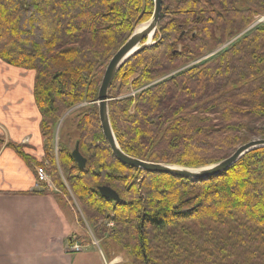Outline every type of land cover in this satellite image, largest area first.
Segmentation results:
<instances>
[{"label":"trees","instance_id":"16d2710c","mask_svg":"<svg viewBox=\"0 0 264 264\" xmlns=\"http://www.w3.org/2000/svg\"><path fill=\"white\" fill-rule=\"evenodd\" d=\"M152 11L153 0H0V62L33 72L42 157L24 144L5 146L31 170L43 168L57 189L64 173L106 251L103 239L126 256L120 264H264V148L205 179L146 172L114 157L92 103L70 116L85 167L67 147L54 149L64 111L97 100L108 59ZM262 14L264 0H161L154 43L127 60L108 89L114 98L143 86L132 109L131 98L108 102L121 150L199 167L264 138V25L192 63ZM104 184L120 200L102 197Z\"/></svg>","mask_w":264,"mask_h":264},{"label":"crops","instance_id":"0c3cea01","mask_svg":"<svg viewBox=\"0 0 264 264\" xmlns=\"http://www.w3.org/2000/svg\"><path fill=\"white\" fill-rule=\"evenodd\" d=\"M8 71L15 70L0 62V138L4 141L0 143V202L6 197L37 200L35 197L40 194L30 193L35 186L33 170L5 146L7 141L25 144L31 148L29 149L31 155L34 153L35 157L41 156L39 114L32 97V78L30 81L25 80L21 72L19 76L13 78L14 73ZM22 81H25L27 86L21 85ZM35 226L31 223L29 229H34ZM68 235L50 236L47 239L49 244L42 247L43 253H38L37 247L30 249V245L25 246V251L6 253L1 247L0 236V264H120L123 262L119 254L111 253L107 259L101 249L99 251L88 241L81 252H69L66 249Z\"/></svg>","mask_w":264,"mask_h":264},{"label":"rangeland","instance_id":"374dc122","mask_svg":"<svg viewBox=\"0 0 264 264\" xmlns=\"http://www.w3.org/2000/svg\"><path fill=\"white\" fill-rule=\"evenodd\" d=\"M263 15L264 14L258 15L251 24L257 22L258 24L264 25V21H262V18H260ZM259 18L262 22H259ZM247 31L248 28L237 33L235 36H233L229 40L224 41L217 47L205 51L194 61H192V63H200L208 60L213 55H216L224 49L228 48L230 44H232ZM188 65L189 64L184 65L183 67L186 68ZM9 68L15 70L8 71L9 73H14L12 74L13 78H16L21 73H23L24 76L22 77H25V80L28 79L30 81V79L32 78L33 72L23 71L13 67ZM10 82L13 83L12 81ZM20 83L23 86H27V83L25 81H22ZM126 89L127 90L124 93H121L117 97L110 99L121 101L123 99L131 98L133 99V103L131 104L132 109L136 94L143 89V86L137 89L129 86ZM92 103L93 102L82 101L64 111L63 115L57 121L54 128L53 146L55 150L59 148L58 145H63L70 151L73 149L75 130L74 126L70 122V116L74 112L81 111L82 109L91 106ZM29 149H26L25 152L31 155ZM32 156H35V154L32 153ZM59 171L61 172L60 175L65 183L62 182L63 189H58L59 191L55 189L56 193L54 196L51 195L52 197H43L42 195H38L35 197L37 198V200H20L14 197H6L4 201L2 200L0 202V236L2 237L1 247L4 252L15 253L19 251H25V246L30 245V249H34L37 247L38 253H43L44 251H42V247L49 242V240L47 239L50 236L59 237L61 235L73 233L74 235H77L79 237H88L86 236V231L87 228L91 226L86 221L79 203L69 190L64 173L61 170ZM72 199L74 201H72L71 203ZM31 223L35 224L36 226L34 229L30 230L29 225ZM88 232L90 235H92V232L89 229ZM103 240L105 242L107 241L106 245L108 246L107 251L106 249H104V251L107 254L111 252L121 255L122 261L124 263L126 261V256L119 251L114 242L112 243L107 239ZM71 241L75 240L72 239ZM68 243H70V246L73 245L70 241Z\"/></svg>","mask_w":264,"mask_h":264},{"label":"water","instance_id":"95a60500","mask_svg":"<svg viewBox=\"0 0 264 264\" xmlns=\"http://www.w3.org/2000/svg\"><path fill=\"white\" fill-rule=\"evenodd\" d=\"M160 10L161 0H153V11L150 18L134 27L125 41L111 55L105 65L98 88L97 100L95 102L97 105L101 133L114 157L127 166L139 168L146 172L165 173L192 180L205 179L226 170L247 152L257 148H264V138L255 137L250 139L249 141L237 146L228 157L215 163L199 167H186L169 163L149 162L126 154L119 147L111 127L108 113V101L110 100L108 97V89L110 83L114 75L120 70L127 60L154 43L152 39L157 29ZM71 156L79 168H84L85 159L79 153L77 143L71 152ZM97 190L103 197L119 200V196L116 191L107 184L98 186Z\"/></svg>","mask_w":264,"mask_h":264},{"label":"built area","instance_id":"2783aa9c","mask_svg":"<svg viewBox=\"0 0 264 264\" xmlns=\"http://www.w3.org/2000/svg\"><path fill=\"white\" fill-rule=\"evenodd\" d=\"M38 172H39V179L46 180V176L44 172L42 171V169H39Z\"/></svg>","mask_w":264,"mask_h":264},{"label":"bare ground","instance_id":"6f19581e","mask_svg":"<svg viewBox=\"0 0 264 264\" xmlns=\"http://www.w3.org/2000/svg\"><path fill=\"white\" fill-rule=\"evenodd\" d=\"M111 100V99H110ZM107 143V142H106Z\"/></svg>","mask_w":264,"mask_h":264}]
</instances>
